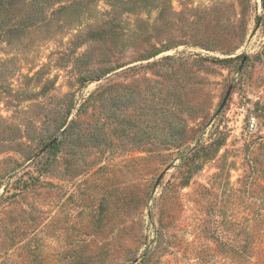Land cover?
I'll list each match as a JSON object with an SVG mask.
<instances>
[{
    "label": "rangeland",
    "instance_id": "rangeland-1",
    "mask_svg": "<svg viewBox=\"0 0 264 264\" xmlns=\"http://www.w3.org/2000/svg\"><path fill=\"white\" fill-rule=\"evenodd\" d=\"M150 2L1 10L0 264H136L160 242L152 264H208L209 206L238 226L258 207L264 0Z\"/></svg>",
    "mask_w": 264,
    "mask_h": 264
},
{
    "label": "trees",
    "instance_id": "trees-1",
    "mask_svg": "<svg viewBox=\"0 0 264 264\" xmlns=\"http://www.w3.org/2000/svg\"><path fill=\"white\" fill-rule=\"evenodd\" d=\"M114 1L112 5H117L116 3L122 2L123 5L121 7V10L123 9H132L135 5H143L148 6L151 0H110ZM156 1V0H153ZM13 5V0H0V12L6 11L9 6ZM65 9V8H64ZM39 12H43V7L40 9ZM114 25H117L114 23L112 26H104L100 25L96 29V31H99L103 28L106 30L116 33V28L113 27ZM156 54V53H155ZM107 71H101L97 76L102 77L106 74ZM87 77V76H84ZM97 77V78H98ZM90 79V78H89ZM67 128V127H66ZM56 138V137H55ZM52 139L49 148L46 150L50 154H55L59 150V146L61 144V139ZM212 144H208V154L211 150ZM262 147H264V140H262ZM202 152V157L205 156L207 153V146H199L196 150ZM33 161V160H31ZM260 164L257 161H252L251 169L254 173H258L261 176L264 173V169L261 168V166L257 165ZM44 164L37 170L39 172H44L45 170ZM255 176V175H254ZM263 177V176H262ZM39 175H35L32 173L28 174V178L24 179L22 176H19L16 178L8 187L10 190L11 188L14 189H20V190H26L36 184H38L39 181ZM252 184V182H246V184ZM261 188V187H260ZM16 194L13 193V196ZM253 198V196H251ZM255 199L258 201V207L252 209H247L244 221L245 224L242 226H238L237 223L228 221L227 218H229L228 210L229 207L224 208L222 204L218 205L216 203H212L209 206L210 212H208V238L211 239V241L214 243L215 249L211 247L210 244H208V264H218L219 259L221 258L223 261L227 262L226 264H264V248L260 247L261 244L264 243L261 236L257 235L258 240H255V227L249 224L250 220H255L257 218L258 222L261 224V229L264 230V188L261 189L260 195L255 197ZM227 212V213H226ZM256 225V224H255ZM7 233V232H6ZM159 232H157L156 240L159 237ZM166 244V243H165ZM151 244L147 245L144 249L143 253L140 255V260L136 264H152V258L155 253L161 254L166 249H168L167 246H163L160 242V244L157 243L155 246V249ZM162 245V246H161ZM4 246V243L0 245V248ZM5 248V247H3ZM219 252V254H218ZM5 254V252H4ZM254 258V260H253ZM29 264H34L32 262H29ZM39 264V263H38ZM43 264V263H40ZM69 264H76L75 259L72 257L69 259Z\"/></svg>",
    "mask_w": 264,
    "mask_h": 264
},
{
    "label": "built area",
    "instance_id": "built-area-1",
    "mask_svg": "<svg viewBox=\"0 0 264 264\" xmlns=\"http://www.w3.org/2000/svg\"><path fill=\"white\" fill-rule=\"evenodd\" d=\"M254 117L252 118V120L250 121V127L251 129H254L255 128V122H254Z\"/></svg>",
    "mask_w": 264,
    "mask_h": 264
}]
</instances>
